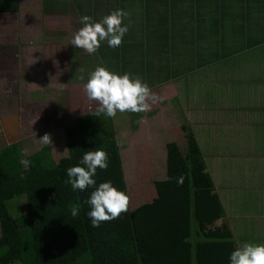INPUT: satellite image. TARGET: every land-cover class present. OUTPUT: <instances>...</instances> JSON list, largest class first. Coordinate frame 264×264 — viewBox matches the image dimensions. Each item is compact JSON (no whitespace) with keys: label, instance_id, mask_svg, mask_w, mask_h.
<instances>
[{"label":"crops","instance_id":"0c3cea01","mask_svg":"<svg viewBox=\"0 0 264 264\" xmlns=\"http://www.w3.org/2000/svg\"><path fill=\"white\" fill-rule=\"evenodd\" d=\"M26 1L32 8L40 4V10L29 11L28 17L41 19V34H48L41 43L27 46H40L42 51L47 46L61 55L59 69H48L37 79L27 76L28 103L35 99L27 97V91L39 87L43 93L36 101L41 112L59 116L65 108V91L70 95L74 86L82 88L98 65L139 78L158 99L147 101L151 106L146 111L123 112L127 126L121 133L122 144L110 117L126 184L141 177L135 174L134 161L150 156L154 178L165 177V143L172 139L165 131L184 120L194 133L236 247L264 243V0H149L148 9L146 0ZM116 9L128 13L122 19L128 30L122 37L126 47L121 72L113 69L108 57L100 59L97 51L84 54L85 61L80 53H73L71 60V47L79 50L69 44L82 27L79 16L99 21ZM6 64L13 83L12 60ZM15 85L17 89V81ZM18 97L14 96L16 102ZM9 116H17L20 128L21 113ZM58 121L59 117L55 123L49 121L46 128L59 127L65 141ZM149 191L147 187L130 191L135 206L150 202ZM221 222L222 218L214 225Z\"/></svg>","mask_w":264,"mask_h":264},{"label":"trees","instance_id":"16d2710c","mask_svg":"<svg viewBox=\"0 0 264 264\" xmlns=\"http://www.w3.org/2000/svg\"><path fill=\"white\" fill-rule=\"evenodd\" d=\"M148 1L146 9L152 7ZM19 7L20 0H0V13ZM124 47L123 39L114 48L104 41L96 51L120 73ZM95 111L63 124L67 154L57 161L48 145L23 156L18 118L2 120L12 139L0 147V264H229L237 247L189 124L183 120L165 131L172 137L165 143V177L154 178L151 156L136 159L134 171L141 177L128 186L111 119ZM97 148L106 152L108 167L97 169L96 183L108 180L126 193L128 209L92 227L85 201L93 189L73 192L65 184V169ZM144 187L152 198L135 206L130 191Z\"/></svg>","mask_w":264,"mask_h":264},{"label":"clouds","instance_id":"9594fccd","mask_svg":"<svg viewBox=\"0 0 264 264\" xmlns=\"http://www.w3.org/2000/svg\"><path fill=\"white\" fill-rule=\"evenodd\" d=\"M127 15L128 13L122 9L109 12L99 21H92L88 15H80L79 22L82 27L73 34L70 44L89 54L94 53L104 41L110 48L118 47L128 30L127 24L122 25V19ZM83 90L89 101L98 102L99 106L93 113L97 116L103 114L106 117H113L117 111L143 112L151 106L147 101L155 103L158 99L150 92L148 85L142 83L139 78H130L128 73L118 74L99 65L88 73ZM38 140L42 144H50V136L47 133ZM21 163L25 162L21 161ZM107 167L106 152L97 148L95 151L84 152L77 164L65 169L67 177L65 184L70 186L73 192H83L86 188L93 189L85 201L89 206L86 215L92 227H99L100 222L114 219L128 209L126 193L118 190L111 181L96 183L97 169L104 170ZM182 182L183 177H178L177 183ZM78 211V206H74L71 215L75 217ZM228 262L229 264H264V243L245 242L229 254Z\"/></svg>","mask_w":264,"mask_h":264},{"label":"rangeland","instance_id":"374dc122","mask_svg":"<svg viewBox=\"0 0 264 264\" xmlns=\"http://www.w3.org/2000/svg\"><path fill=\"white\" fill-rule=\"evenodd\" d=\"M31 6L29 1L23 0L18 13L0 14V58L3 59L0 63V67L2 68V70H0V117H2L0 122V147L7 144L12 139L5 134L2 120L6 117H12L9 115L16 111L21 113L22 118L21 126L18 128V136L21 142L23 156L44 146L45 144H42L38 139L47 133L50 136V144H48V146L52 158L57 161L60 157L67 154L65 141L63 140L59 127L55 128V130H51L46 128V124L52 120L53 123H55L59 117L58 123L59 125H63L66 119L71 120L80 115H84V113L87 114L88 111L97 108L99 105L97 101H89L87 99L83 90L84 86L82 88L74 86L70 95L69 90H67V92L65 91V94H63L65 108L61 110L59 116L56 114L49 116V111L44 112V114L41 112V108L39 107L40 102L36 101L39 95L43 93V90H40L39 87L34 86L33 90L29 89L27 91V97L35 99L33 101L29 99L31 102L28 103V98L25 97L27 76L32 75L31 77L33 79L40 78L42 72L48 69L50 70L55 67L59 69L61 62V55L59 51H56L54 48L48 50L46 46V48L43 47L42 51L40 46H35V48H29L27 46L30 45V42H35L37 44L41 43L43 35H48L44 33L43 35L41 34V19L28 17L30 16V13H28L29 11L40 10V4H38V6L35 5L34 8ZM33 20L36 22L34 21V23H31ZM54 40L58 41V38H54ZM70 41L71 39L69 40V44ZM15 51H17V54ZM73 53H80V55L83 56V59H81L82 61L86 60L84 54H88L81 48H79V50H74L71 47V60L74 58ZM8 60H12V74L15 72L12 79L14 81L13 83H11L10 79L7 77L9 64L7 65L6 61ZM16 75H18V80ZM16 81L17 89L15 85ZM9 86L12 88L10 89ZM16 91L18 95H20L19 97ZM14 96L18 97V102H16ZM68 109L70 111L71 109L74 110V113H71ZM69 116L73 118L69 119ZM48 117H50V120ZM125 119L123 113L119 111L112 117L119 144H122L121 133L125 130V126H127V121ZM17 125L19 127V121ZM23 202V199H21L19 201V206H22Z\"/></svg>","mask_w":264,"mask_h":264}]
</instances>
